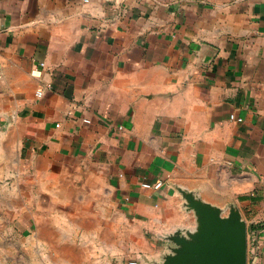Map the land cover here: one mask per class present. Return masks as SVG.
I'll return each mask as SVG.
<instances>
[{
	"label": "crops",
	"instance_id": "crops-1",
	"mask_svg": "<svg viewBox=\"0 0 264 264\" xmlns=\"http://www.w3.org/2000/svg\"><path fill=\"white\" fill-rule=\"evenodd\" d=\"M0 57L15 240L161 264L197 227L180 190L263 231L264 0H0Z\"/></svg>",
	"mask_w": 264,
	"mask_h": 264
},
{
	"label": "water",
	"instance_id": "water-1",
	"mask_svg": "<svg viewBox=\"0 0 264 264\" xmlns=\"http://www.w3.org/2000/svg\"><path fill=\"white\" fill-rule=\"evenodd\" d=\"M185 206L197 219L194 232L175 231L168 237L170 253L161 264H249L248 227L239 210L227 216L194 193L180 190Z\"/></svg>",
	"mask_w": 264,
	"mask_h": 264
},
{
	"label": "rangeland",
	"instance_id": "rangeland-1",
	"mask_svg": "<svg viewBox=\"0 0 264 264\" xmlns=\"http://www.w3.org/2000/svg\"><path fill=\"white\" fill-rule=\"evenodd\" d=\"M37 227L39 225H33L31 229H24L23 232L29 231L30 236L29 239L20 241L15 240L9 234L10 231L14 230L16 232L19 230L17 225L0 222V264H61L65 258L69 262L77 261L79 264H83V261L102 264L100 256L89 257V249L86 250L85 255L78 256L80 250L76 247L63 248V246H60L61 248H59L58 242L62 241L55 239L53 235L48 239L49 232H42L41 230L37 232ZM17 233L22 234L20 231ZM47 247H55L52 248V251H60V253L57 255H44L43 252L47 250ZM125 264L139 263L137 260H131L125 262Z\"/></svg>",
	"mask_w": 264,
	"mask_h": 264
},
{
	"label": "built area",
	"instance_id": "built-area-1",
	"mask_svg": "<svg viewBox=\"0 0 264 264\" xmlns=\"http://www.w3.org/2000/svg\"><path fill=\"white\" fill-rule=\"evenodd\" d=\"M86 3L89 2L90 0H84ZM42 66H44V64H42ZM2 70V61H1V57H0V73ZM37 96L41 97L42 96V92H38ZM85 123L89 124L90 120L85 119L84 120ZM120 129H122L120 127ZM143 187L147 188V189H160L162 187V182H157L156 184L150 185V184H143ZM250 244V245H249ZM248 244V255L251 258L250 261L255 263V264H261L260 260L263 256V252H264V229L263 231H256L253 233L252 238L250 240Z\"/></svg>",
	"mask_w": 264,
	"mask_h": 264
}]
</instances>
